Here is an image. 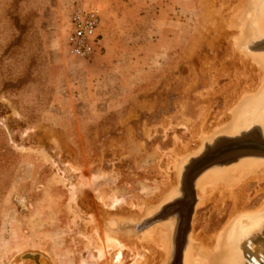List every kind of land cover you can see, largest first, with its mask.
<instances>
[{"label": "rangeland", "instance_id": "rangeland-1", "mask_svg": "<svg viewBox=\"0 0 264 264\" xmlns=\"http://www.w3.org/2000/svg\"><path fill=\"white\" fill-rule=\"evenodd\" d=\"M92 1L0 0V264H34L20 259L33 253L38 264H160L134 250L132 239L172 221L168 212L137 230L181 195L187 163L218 138L258 132L264 139V101L254 114L231 115L240 96L259 87L230 44L240 31L228 27L239 0H162V24L144 30L145 38H128L143 29L119 18L107 30L104 6ZM249 2L246 51L264 57V0ZM78 5L100 14V49L88 59L66 51L69 13ZM258 155L202 174L264 164ZM195 183L181 264L191 234L212 235L235 208L245 215L264 201V181H253L236 205L214 196L198 208ZM260 213L236 224L233 255L244 256L241 245L256 233ZM110 235L121 237V247L109 246Z\"/></svg>", "mask_w": 264, "mask_h": 264}, {"label": "bare ground", "instance_id": "bare-ground-1", "mask_svg": "<svg viewBox=\"0 0 264 264\" xmlns=\"http://www.w3.org/2000/svg\"><path fill=\"white\" fill-rule=\"evenodd\" d=\"M249 3H252V2H249V0H239L237 9H235V12L229 19V22H228L229 29H231L232 31L240 29L239 35L237 34L238 36H235V35L234 37L231 36L233 39L231 38L232 41L231 40L230 41L232 43L230 42V44L231 45L233 44V48L235 47V51L236 50L239 51L240 56L238 58L240 59L241 63H244L245 65L247 64L250 67L248 70L252 71L254 76L257 78V82H259L258 84L259 87L253 93L250 92L251 94L249 93L247 94V92L246 93L244 92V96L243 97L240 96L241 99L239 100L238 104L235 105L234 109L231 112L232 117H235V114L240 113V112L254 114L255 108L257 106H262L261 104L264 101V57L260 56L261 54L260 55L258 54L259 55L258 56L256 54L255 55L250 54L248 51H246L248 50L247 49L248 45L245 42L246 40L245 37H246L247 32L245 33L243 32L246 30V25H247V22H245L243 18L245 17L244 15L246 14V12H248L247 8L249 6ZM259 31L261 35H264V21L259 22ZM262 42L264 45V41ZM237 65H239V62L237 63ZM250 74L253 75L252 73ZM240 118L242 117L240 116ZM244 119H247V118L245 117ZM229 132H231V130ZM233 133H236V132H233ZM220 139L221 138H218L214 140L211 144L206 145L204 152L201 153V155L198 156V158L207 156L206 154H208L209 152H207L206 149L212 148L214 145L219 143ZM261 154H264V153H261ZM190 162L191 161H189V163ZM189 163H187L186 167L189 165ZM217 163H215L214 165H216ZM209 166L210 165H208V167L206 166V168H204L203 171L208 169ZM186 167H184V174L186 171ZM175 168H176V165H175ZM190 170L191 169H189L187 172L189 173ZM203 171L199 173L197 172V174H194L196 173V170H194L193 172H191L189 176L190 178H192L191 188H192L193 193H194V183L196 181V178L199 177V179L197 178V183H195L196 184L195 186L197 187L201 195L198 200V205H197L198 208H202L204 207V204L211 202L214 196L219 197V202H225L227 198H229L231 201H233L234 205H236L241 195L243 194L244 188L250 182L255 181L256 183H262L264 181V164L261 161H256L255 163L248 162L246 164H238L236 165V167L226 168L220 175H217V174L215 175L213 172L202 174L204 173ZM200 174L202 175L199 176ZM184 192L185 191H183L182 183H181V195H179V197H177L176 199L183 198V196L185 198V195H186V199L185 200L181 199L182 202L173 206V204L175 203H171V202H173L175 200L174 199L173 201L170 202L171 204L169 203L170 207L169 208L168 206L166 207L169 209L168 212L172 213L170 214L173 216L172 221L167 224L162 223V224H159L158 226L156 225L153 229L151 228L152 230H150L149 232H147L146 234L140 237V239H142L141 241H143L142 243L139 240L141 244H139L138 240L132 239L134 242L131 241L133 243L131 245H133L132 248L134 250H139V249L143 250L148 257L149 256L152 257L154 255L156 257H159V259H161L160 264H167L169 262L170 257H171L170 260H173V264H174V261H175V264H181L184 245L185 243H187L186 242L187 233H185L183 245L181 246L182 249L180 253L179 252L177 253L178 246L180 244L181 233L183 230L181 218L183 217L182 215L183 210L188 206V203L186 200L188 201L192 200L190 195ZM195 201H196V198L194 194V207L196 203ZM259 213H260V216L264 215V201L260 204V206L255 211L246 212L244 213L245 215H242V211L238 212L237 209L235 208V210L233 211L229 220L223 226V228L220 231L215 232L212 235L204 237L200 233L196 235L191 234L190 239L192 240V242L190 243V246H188V248L186 247L187 250L185 251V254H184L183 264H264V219H259V221L257 222L255 221L254 223H256L257 225L256 230H255L256 233L254 234L252 232L250 236L251 239L247 238L246 240L248 241L246 242L242 241L243 242L242 245L240 243V245L243 247L245 251L244 256H241L240 253L238 252L234 255L232 254V251H234L232 249L233 246L238 243V233H236V228H235L236 224L238 222H241V220L245 219L246 217H247V220L254 221ZM177 216L180 217L178 218V220L176 218ZM163 218H166V217H163ZM163 218H160L156 221H159ZM177 227H178V230H177ZM173 233H175L174 234L175 251H174V258L172 259L173 248L171 245V240H172ZM253 235L254 236L256 235V236L253 238ZM113 236L112 235L107 236V242L110 244L109 246L111 248L121 247L120 245V240H122L121 237H119L120 239H118ZM126 240L128 239H125L124 242H126ZM122 246L125 247L124 245ZM128 246H130V244Z\"/></svg>", "mask_w": 264, "mask_h": 264}, {"label": "water", "instance_id": "water-1", "mask_svg": "<svg viewBox=\"0 0 264 264\" xmlns=\"http://www.w3.org/2000/svg\"><path fill=\"white\" fill-rule=\"evenodd\" d=\"M257 133L258 132H256L255 136L256 137L258 136V138L252 137L253 139H251V137L246 138V134L244 133L241 134V137L231 139V140L223 137L219 141V143L222 142L221 144L218 145L217 143V145H214L212 148L206 149V151L209 152L208 153L209 155L206 154L207 156H203L199 158L197 157L195 159H192L189 165L186 167V171L182 179V189L183 191L186 192V194L190 195L192 200L191 201L186 200L188 203V206L183 210V213H182L183 217L181 218V221H182L183 230L181 233L180 244L178 246L177 252L180 253L181 246L183 245L184 235L185 233H187V231L190 228L191 219L194 213V193L192 192V188H191L192 178L189 177L191 172L196 170V173L194 174H197V172L199 173L203 171L204 168H206V166L208 167V165H210L209 167H211L217 162L226 164V163L234 162L241 157L259 156L258 154L264 153V139L259 137L258 135L259 133L258 134ZM240 138H243V139H240ZM189 169L191 170L188 173L187 171ZM181 199L185 200L186 195H185V198L183 196V198L175 199L171 203L175 202V205L179 204L180 202H182ZM160 210L158 212L155 211L150 217L146 218L143 221V223L138 225L137 230L142 229L144 225H149V224L152 225L154 221L156 222V220L166 217L168 215V210H169L168 208L163 209V212ZM31 255L33 256H30V254L22 255L20 259L29 258L30 260L34 262V264H38V257L40 255L36 253H33Z\"/></svg>", "mask_w": 264, "mask_h": 264}, {"label": "crops", "instance_id": "crops-1", "mask_svg": "<svg viewBox=\"0 0 264 264\" xmlns=\"http://www.w3.org/2000/svg\"><path fill=\"white\" fill-rule=\"evenodd\" d=\"M92 2H98L104 6L105 11L101 23L105 24L107 20V30L114 28L115 19L113 17L125 20L128 24L130 21L133 26L143 29V33L130 35L128 38H145L147 35L144 30L161 26V20H163L161 15L165 10L163 7L166 6L165 1L162 0H93ZM169 2L171 5H177L176 0ZM118 14L122 17H119ZM99 35L95 53L100 49L102 41V36L100 33Z\"/></svg>", "mask_w": 264, "mask_h": 264}, {"label": "built area", "instance_id": "built-area-1", "mask_svg": "<svg viewBox=\"0 0 264 264\" xmlns=\"http://www.w3.org/2000/svg\"><path fill=\"white\" fill-rule=\"evenodd\" d=\"M100 14L96 7L78 5L69 13V33L66 51L71 57L88 59L97 48L99 40Z\"/></svg>", "mask_w": 264, "mask_h": 264}]
</instances>
